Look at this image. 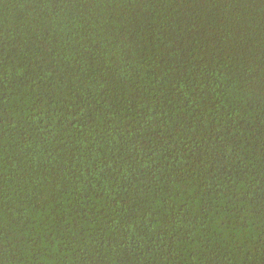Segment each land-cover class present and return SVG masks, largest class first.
<instances>
[{"label": "trees", "instance_id": "16d2710c", "mask_svg": "<svg viewBox=\"0 0 264 264\" xmlns=\"http://www.w3.org/2000/svg\"><path fill=\"white\" fill-rule=\"evenodd\" d=\"M0 264H264V0H0Z\"/></svg>", "mask_w": 264, "mask_h": 264}]
</instances>
